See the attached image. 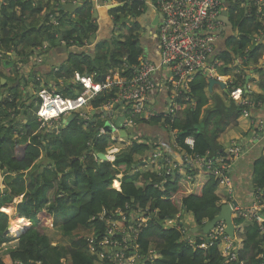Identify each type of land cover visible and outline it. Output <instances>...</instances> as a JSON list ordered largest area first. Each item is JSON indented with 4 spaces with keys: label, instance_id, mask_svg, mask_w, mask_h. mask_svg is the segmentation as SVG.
Returning a JSON list of instances; mask_svg holds the SVG:
<instances>
[{
    "label": "trees",
    "instance_id": "trees-1",
    "mask_svg": "<svg viewBox=\"0 0 264 264\" xmlns=\"http://www.w3.org/2000/svg\"><path fill=\"white\" fill-rule=\"evenodd\" d=\"M45 1L44 4V0H6L5 4H0V248L5 247L0 264H63L62 261L65 264H111L105 257L99 260L102 249L97 244L93 245L95 253L90 252L88 238L100 239L105 235L107 220H118L129 231L137 227L140 218L146 222L140 227L135 242L130 243L137 246L136 264H224L216 246L207 250L196 247L205 242L208 235L193 231L214 219L222 206L216 194L220 183L212 174L186 170V175H166L165 171L132 169L150 153V147L138 139L131 141L132 145L120 152L112 163L95 161L94 154H105L114 145L112 137L96 135L107 120L105 113L112 112L104 110V106L114 100L115 89L103 91L89 102L95 114L90 121L76 117L57 130L41 127L35 117L38 103L33 95H23L27 87L34 86V91L36 86L49 84L63 89L60 92L63 96L76 97L83 91L82 85L69 84L76 74L96 84L104 83L109 72L114 71L130 78L131 68L142 59L136 40L138 27L131 24L127 34L117 40L99 42L92 52L68 51L64 63L60 66L56 63L57 69L48 65L60 48L82 49L88 45L97 27L92 23L89 0H84L72 19L62 9L60 0ZM137 6L134 3L128 12L125 6L109 13L120 12L127 16L135 14ZM228 9V19L236 35L228 37L225 48L209 60L219 76L230 77L232 83H227L226 93L214 98L210 106L212 95L209 96L208 79L198 74L189 84L187 101L176 100L181 110L174 116L165 113L148 119L155 123L163 120L167 133L177 132V147L185 154L205 160L224 158L218 138L229 125L243 118L247 109L233 102L229 93L244 87L249 72L256 76V79L251 77L249 83L254 84L259 93L243 91L242 96L254 103H264V67L259 66L264 53L261 43L264 42L263 8L260 12L254 1L243 0L230 4ZM121 19L116 18V21ZM128 24L123 22L121 26ZM39 59L41 61L37 62ZM27 67L31 73L25 77ZM38 75L42 80L39 84L35 82ZM1 80L5 83L1 84ZM72 88L77 91H71ZM252 119L256 127L259 121ZM148 120L139 116L135 122L142 126L150 123ZM188 138L194 141L192 151L185 145ZM245 151L242 149L241 155ZM157 152L161 154L160 150ZM162 164L165 165L163 161ZM15 180L17 183L10 185ZM252 183L254 191L264 189V154L252 165ZM16 184L21 200L15 205V213L27 225L29 222L30 227L23 233H10L11 236L8 231L11 218L1 209L11 206L18 196V191L13 189ZM8 186H12V190ZM233 188L232 182V191ZM69 210L74 211L70 218L65 215ZM172 220L176 224L168 228L167 222ZM242 222V219H234L233 224ZM51 227L59 228L65 238L71 237L69 245L54 244L43 232ZM80 231L89 236H75ZM258 234L256 224L244 228L237 262L260 264ZM116 239L120 241V236ZM192 241L195 246L190 244ZM12 243V247H7ZM151 251L155 256L150 255Z\"/></svg>",
    "mask_w": 264,
    "mask_h": 264
},
{
    "label": "built area",
    "instance_id": "built-area-1",
    "mask_svg": "<svg viewBox=\"0 0 264 264\" xmlns=\"http://www.w3.org/2000/svg\"><path fill=\"white\" fill-rule=\"evenodd\" d=\"M258 6L259 11L264 5L262 0H252ZM243 0H146L149 7L159 14L161 17V25L158 30V40L160 46V62L158 65L146 60L140 59L138 65L131 68V77L124 78L115 77L112 80H107L102 84H94L85 82V79L76 75V83L83 86V91L75 98L62 97L55 93L52 86L43 87L35 93H39L37 99L40 100L35 111L37 121L45 128L57 130L61 126L62 118H66L72 114H79L85 121H90L91 116L86 109H89V102L103 91L115 89V98L104 106V110H110L115 104H122L127 107L126 116L119 128H114L111 123L110 127L116 133L120 130L126 134L130 130L136 128V119L139 116L147 117L148 119L157 118L159 114L150 111L146 106V100L155 89L154 76L163 69L167 73V86L172 92L171 100H177L182 97L186 102L189 94V84L198 75L202 74L205 77H213L214 69L209 65L210 57L214 54V45L217 41L220 32L224 26L220 20L222 11L228 12L230 4L242 3ZM262 24L264 27V14L262 15ZM39 59L37 62H40ZM42 80L39 76L35 77V82L40 83ZM231 80L228 84H231ZM49 89L53 90L49 92ZM247 89V88H246ZM243 90L236 88L230 91L229 98L237 105L247 108L244 110L243 117L251 118L249 112L253 109L255 103L248 98L242 96ZM178 102H172L169 106L166 115L174 116L179 109ZM251 123H254L251 121ZM48 127H46V126ZM251 132V141L261 133V123L254 127ZM106 133L100 129L96 137L105 135ZM117 143L122 142L121 139L114 138ZM238 142L237 140H235ZM225 149L224 158L207 159L199 158L185 154L180 162V165L171 164L167 158L163 160L165 165L156 166L158 173L165 171V174L173 173L186 175L185 171H204L207 174H212L219 180L220 187H225L228 198L232 196V167L233 163L242 155V149H245L243 142H238L237 145H232ZM127 144V143H126ZM185 145L190 151L194 147L192 138L185 141ZM244 145V146H243ZM125 148L121 146L112 147L106 150L105 155L111 156L110 163L114 161L115 156L122 152ZM95 161L102 163L96 156H93ZM120 178V177H118ZM262 191V192H261ZM231 217L234 219H242V223L234 226L233 238L225 234V224L219 221L215 224L212 230L207 234L205 242L196 246L198 249L207 250L209 247L216 246L224 264L237 263L244 264L238 261L239 251L242 248V236L244 228L247 225L256 224L259 229L258 240H260L257 259L260 264H264V189L256 190V195L253 197L249 205H232ZM103 217V216H101ZM122 221L125 217L119 213ZM179 216H176V218ZM102 219V218H101ZM146 220L140 218L139 224L135 228L126 230L122 222L116 220H107V229L105 235L100 239L89 237L88 241L91 245L90 252L95 253L93 248L97 244L102 250V255L99 260L106 261L111 264H136L138 257L136 252L137 246L130 243L135 242L138 231L145 224ZM120 236V241L117 237ZM195 246L194 242H190ZM99 255V254H98ZM150 255L155 256L154 253ZM134 256V260L128 257ZM17 264V263H15Z\"/></svg>",
    "mask_w": 264,
    "mask_h": 264
},
{
    "label": "crops",
    "instance_id": "crops-1",
    "mask_svg": "<svg viewBox=\"0 0 264 264\" xmlns=\"http://www.w3.org/2000/svg\"><path fill=\"white\" fill-rule=\"evenodd\" d=\"M22 1V0H21ZM27 1V0H24ZM86 1V0H85ZM84 0H81L80 2L78 0H72L70 3L68 0H60V5L65 6L68 4H84ZM91 3L92 1L89 0ZM98 0H94L93 5L91 4V15H92V23L94 26L97 27L96 31V39L91 43L88 42V45H85L84 48H78L76 46H71L69 48L63 47L60 48L59 54L58 55H53L50 63L48 65H51L57 69L58 66L64 63L65 57H67L68 51L72 52L75 51V49L79 50H84L86 52H92L94 51V47L99 43L103 41H111L112 40V33L109 28H111V22H110V15L106 10V7H102L98 9V5H96ZM136 1V0H135ZM140 1V0H139ZM6 0H0V4H5ZM47 1L44 0V4ZM68 2V3H67ZM99 2V1H98ZM138 6L136 8V13L133 14L134 17H129L131 19L129 22L132 24L136 25L138 28L137 30V43L139 49L142 51V58L146 59L156 65L159 64L160 62V46H159V40H158V30L161 25V17L159 16L158 13L153 11L149 5L146 3L145 5L142 4V2H135ZM115 5V4H113ZM96 11V17L93 18V15ZM74 15V13H73ZM72 16H69V19L73 18ZM128 19V20H129ZM61 31H63V25L60 24ZM115 28L112 26V29ZM106 29L108 32H106ZM109 29V30H108ZM221 30L220 35L215 42L214 45V56L215 54L218 55L219 52H221L225 48L226 40L230 36L236 35V32L232 30V34L227 30L224 26ZM114 34V33H113ZM110 35V36H108ZM225 43V44H224ZM261 43L264 44L263 41ZM210 57V59L212 58ZM262 59V60H261ZM261 59L259 60V66L264 67V57L262 56ZM56 63H60L59 65ZM261 63V65H260ZM58 65V66H57ZM252 69V68H251ZM25 72V77L29 76L31 73V69L29 67L24 68ZM250 76L248 80V84L246 85V93H259L254 91L256 86L252 83H249L252 75L251 72L248 74ZM40 77V76H39ZM115 77L120 78L117 71L114 72H109L108 76L106 77L105 81L107 80H112ZM227 80L230 78H228ZM213 78L223 82L227 85L226 81L224 82L223 80L225 79L222 76H219L218 74L215 76L213 75ZM256 79V78H255ZM90 82L94 83L91 79H89ZM167 73L165 70L160 69L154 76V81H155V89L149 93L147 100H146V106L150 111H153L157 114H165L171 105L172 102L176 103L175 100H171L172 97V92L168 89L169 85H165L167 82ZM87 85H89V82L85 81ZM62 82H60L59 85H61ZM70 85H75L73 82H69ZM96 84V83H94ZM76 86V85H75ZM27 92L23 93L24 96H32V91L34 89V86H29ZM56 88V87H55ZM215 88L219 90V92L225 94V91H223L219 86H213L212 91L209 92V96L214 94ZM243 90V88H241ZM71 91H75V88H72ZM244 91V90H243ZM77 94V93H75ZM65 97H70V96H65ZM249 99V97H247ZM179 100L184 102L182 97H179ZM211 100V99H210ZM213 104L210 101V106ZM255 106L252 109L251 118L244 119L240 117L237 122L234 124L229 125L222 134H220L218 138V143L221 145L222 149L225 150L227 147L231 144L232 141L241 139L244 142L245 145V154H243L239 159H237L233 163L232 167V182H233V193L231 196V199H228L226 190L219 188V190L216 192L218 197L221 200V203H227L230 201H234L235 203L239 205H249L253 199V197L256 195V189H252V165L254 161L261 155L264 154V103L257 102L255 103ZM126 109L127 107L122 104H118V106L115 107V109L111 112V114H108V119L112 121V123H115L117 118L126 116ZM182 107L180 106L179 103V110H181ZM178 110V111H179ZM89 109H86V112H89ZM147 120L148 118L145 117ZM252 118H255L259 123H261L262 126V131L261 133L255 137L254 140L251 141L250 137V132L253 130L251 121H253ZM151 120V119H149ZM148 120V121H149ZM150 123L142 124L138 126L136 125V129L130 130L127 136H129V140L126 138H123L125 141V146L123 148H128L132 145L131 141L134 139H138L142 144H146L147 146L150 147V153L149 157L147 159H142L141 163H145L142 167H148L149 165L152 167V169L156 170V166H162L161 161H163L165 158L169 159L171 161V164H176L180 165V162L182 161L183 156L185 155V152H183L179 147H177L176 144V131H170V133L166 132V127L163 125V120L160 122H154V121H149ZM258 123V124H259ZM225 143V144H222ZM230 143V144H229ZM157 150L161 151V154L157 152ZM164 153L167 154V157L164 156ZM262 192V191H261ZM8 207V206H7ZM7 207H4L1 209V212H4L8 214ZM22 219V218H20ZM25 220V219H24ZM191 219L188 218V221ZM28 222L27 220H25ZM26 224V223H23ZM29 224V222H28ZM28 227H30L28 225Z\"/></svg>",
    "mask_w": 264,
    "mask_h": 264
},
{
    "label": "water",
    "instance_id": "water-1",
    "mask_svg": "<svg viewBox=\"0 0 264 264\" xmlns=\"http://www.w3.org/2000/svg\"><path fill=\"white\" fill-rule=\"evenodd\" d=\"M78 1L80 2L81 0H78ZM91 1H92L91 4L93 5L94 0H91ZM111 3H112V0H106V4H107L106 10H107L108 13L111 10H114V9H117L118 7H121V5H111ZM81 7H82V4L77 3V4H68V5H65V6L62 7V9H64L69 16H72L73 13L77 9H80ZM94 17H96V11H95V13L93 15V18ZM133 17H134V15H133ZM220 20L223 22L224 27L227 30H229V32L232 34L233 26L229 22L228 12L222 11L221 12V15H220ZM124 22L127 23L128 22V19L125 20ZM117 26H118V23H115L114 27L116 28ZM95 39H96V34L91 37V39L89 40V43L90 42L92 43ZM249 78H250V76L248 75L246 77L245 85L243 87V90L245 91V93H246V85L248 84ZM4 83H5V81L4 80H1V84H4ZM215 85L216 86H219L226 93V84L225 83L220 82V81H218V80H216L214 78H209L208 79V91L211 92L212 91V87L215 86ZM72 120H74V117L67 118L66 120H63V124L64 125H67ZM123 121H124V118L123 117L117 118V120L114 123V126L115 127H119V125ZM104 131L109 134V133H112L113 132V129L111 127H109L108 124H105L104 125ZM113 136L114 137L125 138L126 137V134L124 133V131L120 130L118 134L115 133V134H113ZM97 158L99 160H101L102 162H105V163L108 162V160H106L105 155H103V154H98L97 155ZM144 164L145 163L136 164V165L132 166V169L139 168V167L143 166ZM231 204L232 205H236V203L234 201L231 202ZM219 221H222L225 224V234L228 237L233 238V235H234V226H233V221H232V217H231V207H230V204L229 203H224L221 206V208H220L219 214L214 219H212L209 223L205 224L200 229L195 228V229H193V231L196 232V231L199 230L203 235H207L212 230V228L215 226V224L218 223ZM10 228H11V222H9V224H8V229H10Z\"/></svg>",
    "mask_w": 264,
    "mask_h": 264
},
{
    "label": "rangeland",
    "instance_id": "rangeland-1",
    "mask_svg": "<svg viewBox=\"0 0 264 264\" xmlns=\"http://www.w3.org/2000/svg\"><path fill=\"white\" fill-rule=\"evenodd\" d=\"M113 4H115L114 2H113ZM131 19H129V21H130ZM128 21V22H129ZM130 24H128L127 25V27H122V29H121V31L119 30H115L113 33H114V35H116V36H122V34L124 33H126V32H128L129 31V29H128V27H129V25H131L132 23L131 22H129ZM136 34H138V33H136ZM262 56L264 57V53L262 54ZM261 56V57H262ZM262 60V59H261ZM260 62V61H259ZM261 63H264V62H262L261 61ZM261 63H260V65H261ZM213 74L216 76L217 75V72L216 71H214L213 72ZM254 74H252L251 76H253ZM39 76V75H38ZM37 77V76H36ZM207 79H209L210 77H206ZM211 78H213V77H211ZM225 79L223 80L224 82L226 81V83H228V81H229V79L227 80V77H224ZM228 78H230V77H228ZM252 78H256V76L254 75ZM76 76H75V78L73 79V80H71L70 81V83L71 82H73V83H76ZM43 83V82H42ZM46 85V84H45ZM45 85H40L39 86V88H38V86H36V92L38 91V90H40L41 88H43V87H45ZM73 85V84H72ZM49 86V84L46 86V87H48ZM23 89V88H22ZM29 88H27V90H28ZM35 89V88H34ZM27 90H25V92H27ZM53 90L56 92V93H59L60 95H62L60 92H63V89H61V88H59V87H56V88H53ZM76 91H77V89H75ZM254 91H256V92H259V90L258 89H255ZM40 93V92H39ZM38 93V94H39ZM32 94H33V96L34 97H38V94L37 93H35V92H33L32 91ZM218 98V97H222V95H221V92H219V90L217 89V88H215V91H214V94L212 95V97L210 98L211 99V102L212 103H214L213 101H214V98ZM103 125H104V123H103ZM46 126V125H45ZM41 127H43V125L41 126ZM46 127H48V126H46ZM47 130H49V129H51V128H46ZM253 131V130H252ZM251 131V132H252ZM251 132H250V137H253L252 135H251ZM238 142H243L241 139H238L237 140ZM238 142H234L232 145L234 146V145H237L238 144ZM244 143V142H243ZM125 141H123V142H121V143H118L117 144V142H116V147H118V146H121L122 148L125 146ZM222 144H225V143H222ZM230 144V143H229ZM230 146V145H229ZM228 146V147H229ZM244 146V145H243ZM227 147V148H228ZM140 171H142V172H147V171H151V172H153V171H155V172H157L155 169H152V167L149 165L148 167H139L138 168ZM158 173V172H157ZM118 177H120V176H118ZM7 181L8 182H10V179L9 178H7ZM16 181V180H15ZM12 182V181H11ZM15 183H17V181L16 182H12V184H10V185H13V184H15ZM6 184V183H5ZM8 188H9V190H12V186H8ZM221 189H226L225 187H220ZM13 189L14 190H16V191H18L17 192V195L18 196H16V198L14 199V202H13V204L11 205V206H8L7 207V209L8 210H5V211H7L8 212V216L11 218V220H10V222L12 223V226H13V222L15 221V220H18L19 219V217L16 215V213H15V205L17 204V203H19L20 202V200H21V197H20V195H21V193L19 192V190H20V188H19V186L16 184V185H14L13 186ZM136 213L138 212V211H135ZM72 214H74V211L73 210H69L68 211V213H66L65 215L66 216H68V218H70L71 216H72ZM184 218H185V221L187 220V217L186 216H184ZM22 221H23V219H21ZM24 222V221H23ZM23 222H21L22 224H23ZM25 223V222H24ZM167 224L169 225V226H167L168 228L169 227H173V226H175V220H172V221H168L167 222ZM29 225V224H28ZM27 224H24L23 226L24 227H26V226H28ZM13 229V228H12ZM59 228H46V229H44V233L50 238V239H52V241H53V243L54 244H58V245H60V246H67V245H69V242H70V239H71V237H67V238H65L64 236H62L61 235V232H60V230H58ZM14 232H12V233H19L20 231H16V230H13ZM11 233V232H10ZM9 233V235H11ZM22 233V232H21ZM78 234H81V235H84V234H86L87 236H89V234L88 233H84V231H80V233H76L75 234V236L76 235H78ZM12 236V235H11ZM92 237V236H91ZM14 245V243H12L10 246H7V247H12ZM5 251V247H3V248H0V255H2V253ZM151 253H153V251H151ZM99 258H101L102 257V255L99 253ZM130 260H134L135 258H134V256H130V257H128ZM101 261V260H100ZM62 263L63 264H65L66 262L65 261H62Z\"/></svg>",
    "mask_w": 264,
    "mask_h": 264
},
{
    "label": "flooded vegetation",
    "instance_id": "flooded-vegetation-1",
    "mask_svg": "<svg viewBox=\"0 0 264 264\" xmlns=\"http://www.w3.org/2000/svg\"><path fill=\"white\" fill-rule=\"evenodd\" d=\"M99 1V2H98ZM97 1V3H96V5H98L99 7H98V9L99 8H102V7H104V6H106V0H98ZM114 1V3H116L115 5H121V7L123 8V7H125L126 6V11L128 12L129 11V9L133 6V4L135 3V2H142V4H146L145 2H146V0H142V1H138V0H113ZM109 15H110V22H111V28H109L110 30H111V33H112V38H114V39H118L119 37H122V36H125L126 34H127V32L124 34H122V36H116V35H114L113 34V32L115 31V30H120L121 31V29H122V26H121V24L125 21V20H127V19H129V17L131 16H133V13H131V14H128L127 16L126 15H123L122 13H120V12H117V13H114V14H110L109 13ZM119 17H122V19L121 20H117L116 21V18H118L119 19ZM115 23H118V26L116 27V28H113L112 29V26H114L115 25ZM125 24H128V23H125ZM108 29V30H109ZM106 32H108L107 31V29H106ZM108 36H110V35H108ZM113 39V40H114ZM108 42V41H107Z\"/></svg>",
    "mask_w": 264,
    "mask_h": 264
},
{
    "label": "clouds",
    "instance_id": "clouds-1",
    "mask_svg": "<svg viewBox=\"0 0 264 264\" xmlns=\"http://www.w3.org/2000/svg\"><path fill=\"white\" fill-rule=\"evenodd\" d=\"M139 1V0H138ZM140 1H142V0H140ZM113 0H112V3H111V5H113ZM73 4V3H72ZM116 4V3H115ZM106 6H107V4H106ZM105 6V7H106ZM133 17V16H132ZM129 21V20H128ZM127 23H129V22H127ZM77 75V74H76ZM75 75V76H76ZM79 76V75H78ZM80 77V76H79ZM75 78V77H74ZM81 78V77H80ZM82 79H84V78H82ZM88 80V79H87ZM85 81H86V79H85ZM105 82V81H104ZM75 84H79V83H75ZM83 87V86H82ZM33 92H35V90L33 91ZM247 92V91H246ZM56 93V92H55ZM81 93V92H80ZM79 93V94H80ZM58 94V93H57ZM60 95V94H59ZM60 96H62V97H65V96H63V95H60ZM68 98V97H67ZM69 98H75V97H69ZM33 100H35L37 103H39L40 102V100L39 99H37L36 97H34L33 96ZM37 105H39V104H37ZM88 106H89V104H88ZM116 106L114 105V107L113 108H111L110 109V111H113L114 110V108H115ZM89 114H90V116H91V118L93 119V117H94V111H92L91 110V108H90V106H89ZM106 114V118L105 119H107L106 121H105V123H104V125L105 124H108L109 125V123H111L112 125H113V127L115 128V126H114V123H112V121H110L109 119H108V114L107 113H105ZM70 117H74V119L76 118V117H78L79 119H82L80 116H79V114H72V115H70V116H68V117H66V118H62V120H61V128L63 127V120H66L67 118H70ZM123 118H124V116H123ZM91 120V119H90ZM104 125L101 127V128H99L98 129V131L100 130V129H102L103 131H104ZM121 125V124H120ZM120 125H119V127H120ZM109 127H110V125H109ZM119 127H116V128H119ZM105 132V131H104ZM98 133V132H97ZM106 133V132H105ZM119 133V131L118 132H116V134H118ZM125 133V132H124ZM113 134H115V132L113 131L112 133H106L105 135H108V136H110V137H112V139H113ZM126 134V133H125ZM114 138H118V139H121V140H124L123 138H121V137H114ZM126 139L128 138L127 137V134H126V137H125ZM128 140V139H127ZM121 143V142H120ZM118 144V143H117ZM114 145H116V141H114ZM106 154V153H105ZM105 154H103V155H105ZM95 155V154H94ZM93 155V156H94ZM98 154H96V156H97ZM106 156V155H105ZM116 157V156H115ZM115 159V158H114ZM107 163H110V160L107 162ZM229 200L231 199V198H228ZM231 202L232 201H230V202H227V203H229V204H231ZM237 204V203H236ZM223 205V204H222ZM29 226H30V223H29ZM29 227H27V229H28ZM9 231V230H8Z\"/></svg>",
    "mask_w": 264,
    "mask_h": 264
},
{
    "label": "bare ground",
    "instance_id": "bare-ground-1",
    "mask_svg": "<svg viewBox=\"0 0 264 264\" xmlns=\"http://www.w3.org/2000/svg\"><path fill=\"white\" fill-rule=\"evenodd\" d=\"M106 157V160H111V156H109V155H106L105 156ZM21 222H23L20 218L18 219V220H15L14 222H13V226H12V223H11V228L10 229H8L9 230V233L11 232H14L13 230H16V231H20L19 233H21V232H23L25 229H27V227L28 226H26V227H24L23 225L24 224H22ZM24 223V222H23ZM13 228V229H12Z\"/></svg>",
    "mask_w": 264,
    "mask_h": 264
}]
</instances>
